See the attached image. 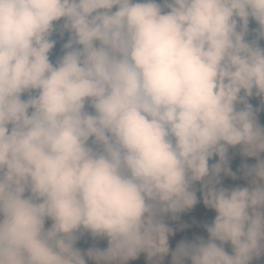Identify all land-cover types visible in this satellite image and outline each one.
I'll return each instance as SVG.
<instances>
[{
  "label": "clouds",
  "instance_id": "1",
  "mask_svg": "<svg viewBox=\"0 0 264 264\" xmlns=\"http://www.w3.org/2000/svg\"><path fill=\"white\" fill-rule=\"evenodd\" d=\"M261 41L264 0H0V264L264 259Z\"/></svg>",
  "mask_w": 264,
  "mask_h": 264
},
{
  "label": "rangeland",
  "instance_id": "2",
  "mask_svg": "<svg viewBox=\"0 0 264 264\" xmlns=\"http://www.w3.org/2000/svg\"><path fill=\"white\" fill-rule=\"evenodd\" d=\"M259 120L261 124H264V112H261L259 114ZM216 159H218V157L214 160ZM224 182L225 180H223L224 186L228 185V187H231L230 184H225ZM244 186H247V181L245 182ZM214 217L215 212L207 209L202 202L190 212L182 214L180 216L179 221L177 222L186 221L185 225H188V227L184 228L183 230L177 229L175 235L169 238L170 248L172 250H175V247L177 246L176 243L178 242V240L179 242L182 240H193L198 236L207 238V232L205 231L203 225L205 223H211ZM92 246L102 247L103 249H105L107 247V241L101 239L94 240L89 235L87 243L81 249L87 250L89 247ZM89 264H91L90 261ZM129 264H149V261L147 257L143 258L142 256H140L136 260L129 261ZM151 264H171V256L165 257L162 261H159V258H157V260L152 261Z\"/></svg>",
  "mask_w": 264,
  "mask_h": 264
},
{
  "label": "trees",
  "instance_id": "3",
  "mask_svg": "<svg viewBox=\"0 0 264 264\" xmlns=\"http://www.w3.org/2000/svg\"><path fill=\"white\" fill-rule=\"evenodd\" d=\"M255 27H256L255 23H254V22H251V23H250V28H255ZM54 38L57 39L58 43H57V48L54 49V53H53V55H52V57H51V59H52L53 61H54V60L56 59V57L61 53V46H62V44L67 40V34L65 35L64 40H60V38H59L58 35L55 36ZM261 44H262V46H264V41H261ZM250 103H252L254 107H258L260 102H259V100L253 98V99L250 101ZM262 125H264V124H262ZM229 156H230V164H231V168H232L233 172H236L237 175H238L240 178L237 179V180H232V179L229 178V177H222V180H225V179L228 180V179H230V180L232 181V183H233V186H244L246 180L243 178L242 174L239 173V169L241 168V166H242L244 163H248L249 165H253V164H255L256 161L253 160V159H247V160H246L245 158H243V157L239 154V149H230V151H229ZM214 159H215V158H214ZM217 160H218V159H216V160L210 162V164H211V163H215ZM197 187H199V186H197ZM198 196H199V193H198ZM198 205H199V204H198ZM198 205H197V206H198ZM197 206H196V207H197ZM185 223H186V221H181V222L171 221V220L169 221L170 226L175 227L176 229H180V228H181V225H185ZM88 237H89L88 234H85L83 237H81V240H80V242L78 243L77 246L80 247V248H83V247L85 246V244L87 243V241H88ZM178 243H179V240H178V242L176 243V245H177ZM100 248L103 249L102 247H100ZM228 250H229V251L231 250V249H230V246L228 247ZM141 256H142L143 258H146V255H144V254H141ZM254 264H264V259H262V260H260V261H254Z\"/></svg>",
  "mask_w": 264,
  "mask_h": 264
}]
</instances>
